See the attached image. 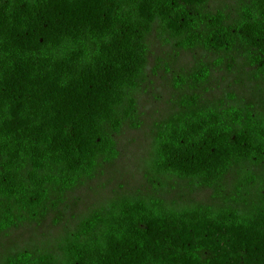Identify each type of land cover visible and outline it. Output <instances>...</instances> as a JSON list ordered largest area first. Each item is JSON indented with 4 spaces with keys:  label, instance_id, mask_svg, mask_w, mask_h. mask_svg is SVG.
Listing matches in <instances>:
<instances>
[{
    "label": "trees",
    "instance_id": "obj_1",
    "mask_svg": "<svg viewBox=\"0 0 264 264\" xmlns=\"http://www.w3.org/2000/svg\"><path fill=\"white\" fill-rule=\"evenodd\" d=\"M208 3L0 0V233L41 223L116 161V137L140 125L152 33L174 51L218 55L212 67L241 58L264 82V0ZM212 67L175 82L196 89ZM179 105L156 126L147 173L154 189L186 180L214 202L116 196L52 251L4 264H264V104L202 106L190 94Z\"/></svg>",
    "mask_w": 264,
    "mask_h": 264
},
{
    "label": "rangeland",
    "instance_id": "obj_2",
    "mask_svg": "<svg viewBox=\"0 0 264 264\" xmlns=\"http://www.w3.org/2000/svg\"><path fill=\"white\" fill-rule=\"evenodd\" d=\"M236 1L209 0L208 8L231 10ZM218 57L200 50L174 51L152 33L145 77L135 94L139 127L123 128L116 137L119 150L116 161L104 165L95 179L69 193L58 212L39 224H26L0 233V264L8 256L25 250L52 251L85 215L116 196H154L169 205L214 202L211 190L194 187L186 180L162 177L154 189L153 177L146 169L156 126L179 110L180 100L185 96L198 94L202 106L252 104L259 107L264 104V82L251 79L243 60L236 59L232 69L226 63L212 67ZM200 63L212 67L208 81L196 89L189 88V84L178 87L175 77H186Z\"/></svg>",
    "mask_w": 264,
    "mask_h": 264
}]
</instances>
